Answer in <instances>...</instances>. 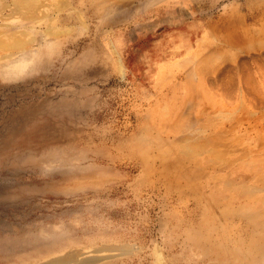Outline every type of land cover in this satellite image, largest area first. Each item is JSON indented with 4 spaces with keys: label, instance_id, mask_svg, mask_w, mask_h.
Here are the masks:
<instances>
[{
    "label": "rangeland",
    "instance_id": "1",
    "mask_svg": "<svg viewBox=\"0 0 264 264\" xmlns=\"http://www.w3.org/2000/svg\"><path fill=\"white\" fill-rule=\"evenodd\" d=\"M263 10L0 0V264H264Z\"/></svg>",
    "mask_w": 264,
    "mask_h": 264
},
{
    "label": "bare ground",
    "instance_id": "2",
    "mask_svg": "<svg viewBox=\"0 0 264 264\" xmlns=\"http://www.w3.org/2000/svg\"><path fill=\"white\" fill-rule=\"evenodd\" d=\"M35 1H36V0H35ZM27 2L29 3V0H27ZM18 5L20 6V4H18ZM30 5H31V4H30ZM263 11H264V10H263ZM261 13H262V12H261ZM261 13H260V14H261ZM263 14H264V13H263ZM18 42H19V41H18ZM18 42H15V43L18 44ZM243 42H244V41H243ZM245 42H246V41H245ZM0 43H1V44H0L1 46H2V45H4V46L6 45L5 47H8V46L11 45V43L9 44V43H6V42H5V43H6V44H5V43H3V42H1V41H0ZM15 43H14V44H15ZM12 44H13V43H12ZM14 44H13V45H14ZM251 44H253V43H251ZM251 44H249V45H251ZM261 44H262V43H261ZM249 45H248V46H249ZM4 46H2V47H4ZM11 46H12V45H11ZM222 51H223V50H222ZM215 53H216V52H215ZM223 54H224V53H223ZM206 59H207V58H206ZM207 60H208V59H207ZM169 78H170V77H169ZM174 89H175V88H174ZM175 91H176V89H175ZM175 93H176V92H175ZM175 95H177V94H175ZM175 95H174V96H175ZM174 96H173V97H174ZM173 100H174V99H173ZM174 101H175V100H174ZM177 108H178V107H177ZM164 115H165V114H164ZM172 115H173V113H172ZM162 116H163V114H162ZM171 117H173V116H171ZM179 117H180V115H179ZM179 117H178V118H179ZM173 118H174V117H173ZM167 120H169V118H168ZM171 121H172V120H171ZM169 123H170V122H169ZM175 123H176V122H175ZM175 123H174V124H175ZM209 123H210V122H209ZM210 124H211V123H210ZM165 125H166V124H165ZM230 134H231V133H230ZM233 134H234V133H233ZM215 136H216V135H215ZM236 136H237V135H236ZM211 138H213V136H212ZM217 138H219V136H217ZM225 139H226V138H225ZM211 140H212V139H211ZM216 140H217V139H216ZM216 140H215V143H216V142L218 143V141H219L220 139H219L218 141H216ZM221 140H222V139H221ZM221 140H220V141H221ZM207 141H209V139H208ZM212 141H213V140H212ZM204 142H206V141L204 140ZM210 142H211V141H210ZM197 143H199V142H197ZM201 143H202V142H201ZM206 143H207V142H206ZM213 143H214V142H213ZM213 143H212V144H213ZM215 143H214V145H215ZM219 143H220V142H219ZM219 143H218V144H219ZM222 143H223V142H222ZM218 144H217V145H218ZM220 144H221V143H220ZM206 145H208V144H206ZM209 145H211V144H209ZM224 146H226V145H224ZM186 147H187V145H186ZM188 147H189V146H188ZM202 147H203V146H202ZM202 147H201V145H200V149H202ZM218 147H219V146H218ZM221 147H223V146H221ZM195 148H198V147H195ZM205 148H207V147L205 146ZM209 148L211 149L212 147H209ZM188 149H190V148H188ZM191 149H192V148H191ZM218 150H219V149H218ZM223 150H224V149H223ZM204 151H206V150H204ZM225 151H228V150L225 149ZM206 153H207V152H206ZM194 155H195V154H194ZM229 155H230V154H229ZM173 156H174V155H173ZM179 156H180V153H179ZM181 156H182V154H181ZM211 156H212V155H211ZM225 156H226V155H225ZM196 159H197V158H196ZM198 163H199V162H198ZM195 170H196V169H195ZM195 170H194V172H195ZM203 170H204V169H203ZM204 171H205V170H204ZM206 171H207V170H206ZM206 171H205V172H206ZM207 172H208V171H207ZM201 173H202V172H201ZM248 174H249V173H248ZM195 175H196V173H195ZM251 175H252V173H251ZM225 177H226V176H225ZM229 177H230V176H229ZM208 178H209V177H208ZM223 178H224V177H223ZM220 179H221V178H220ZM226 179H227V178H226ZM253 179H254V178H253ZM217 180H218V179H217ZM194 181H195V180H194ZM202 181H203V180H202ZM202 181L200 180L199 182H202ZM218 181H219V180H218ZM199 182H197L196 184L198 185ZM191 183H192V182H191ZM254 183H255V182H254ZM262 183H263V182H262ZM262 183H261V184H262ZM219 184H220V182H219ZM261 184H260V182H259V185H261ZM193 185H195V184H193ZM221 185H222V184H221ZM215 186H216V185H215ZM217 186H218V185H217ZM248 190H249V191L252 190V187H249ZM237 191H238V190H237ZM219 192H220V191H219ZM234 192H235V191H234ZM220 194H221V193H220ZM232 194H233V193H232ZM246 194H247V193H246ZM246 194H245V195H246ZM251 196H253L252 193H251ZM224 198H225V197H224ZM249 198H250V194H249ZM246 199H247V198H246ZM249 200H250V199H249ZM247 204H248V203H247ZM241 205H242V204H241ZM259 208H260V207H259ZM242 209L244 210L245 208H242ZM244 211H245V210H244ZM255 211H256V209H255ZM260 211H261V210H260ZM258 212H259V211H258ZM262 212H263V211H262ZM262 212H261V214H262ZM225 213H226V212H225ZM239 213H240V212H239ZM262 216H263V215H262ZM257 219H258V218H257ZM259 219H260V218H259ZM261 220H262V219H261ZM248 221H249V220H248ZM257 221H258V220H257ZM251 222H252V221H251ZM260 222H262V221H260ZM262 223H263V222H262ZM254 224H255V223H254ZM257 224H259V223H257ZM257 224H256V225H257ZM258 227H259V226H258ZM257 229L259 230V228H257ZM262 232H263V231H262ZM263 233H264V232H263ZM263 233H262V234H263ZM259 234H260V233H259ZM259 238H260V237H259ZM262 238H263V237H262ZM263 239H264V238H263ZM261 241H262V240H261ZM262 244H263V243H262ZM260 245H261V244H260ZM263 245H264V244H263ZM262 247H263V246H262ZM262 247H261V248H262ZM121 248L124 249V247H121ZM125 248H126V247H125ZM259 248H260V246H259ZM259 248H258V249H259ZM126 249H127V248H126ZM256 249H257V248H256ZM262 253H264V252L262 251ZM249 254H251V253H248V255H249ZM100 258H102V257H98V256H87V257H85V258H81V259H80V258H78V255H77V253H76L75 251H71V252H68L65 256H63V257H61V258L59 257V258H57V259L54 260V261H57V262H58V261H66V262H67V261H75V263L73 262L74 264H88L89 262H91V261H95V260H97V259L99 260ZM43 264H45V263H43Z\"/></svg>",
    "mask_w": 264,
    "mask_h": 264
}]
</instances>
